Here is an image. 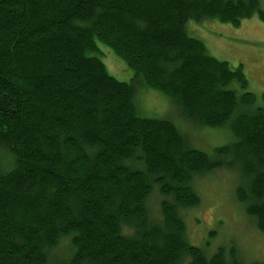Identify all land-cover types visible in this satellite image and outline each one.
Here are the masks:
<instances>
[{
	"label": "trees",
	"instance_id": "16d2710c",
	"mask_svg": "<svg viewBox=\"0 0 264 264\" xmlns=\"http://www.w3.org/2000/svg\"><path fill=\"white\" fill-rule=\"evenodd\" d=\"M256 15L260 0H0V264H246L234 246L191 244L182 210L200 204L196 176L235 168L264 233V107L243 64L209 54L187 24ZM97 40L132 82L93 55ZM137 83L235 142L209 154L170 120L141 117Z\"/></svg>",
	"mask_w": 264,
	"mask_h": 264
},
{
	"label": "rangeland",
	"instance_id": "374dc122",
	"mask_svg": "<svg viewBox=\"0 0 264 264\" xmlns=\"http://www.w3.org/2000/svg\"><path fill=\"white\" fill-rule=\"evenodd\" d=\"M260 4L264 9V0H260ZM187 30L192 37L206 44L209 54L234 67L243 64L249 80L247 91L253 92L257 96L256 103L264 107V20L256 15L244 19L237 27L217 19L204 20L203 23L189 21ZM97 47L99 52L93 55L103 59L111 75L128 83L134 80V70L112 48L100 40H97ZM136 90L134 101L138 114L141 117L170 120L189 135L191 147L214 154L215 148L235 142L236 137L227 126L194 125L165 93L138 83ZM242 181L235 168L226 167L194 178L192 184L200 197V204L182 210L188 241L209 256L219 248L228 251L229 247L234 246L246 264L264 262V233L237 199L236 190ZM161 197L156 190L148 201L152 220L162 217ZM68 244L69 240L65 239L58 250H65L68 254Z\"/></svg>",
	"mask_w": 264,
	"mask_h": 264
}]
</instances>
